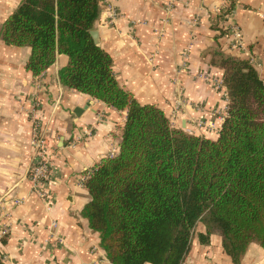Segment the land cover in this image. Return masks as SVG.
Listing matches in <instances>:
<instances>
[{
  "label": "crops",
  "instance_id": "1",
  "mask_svg": "<svg viewBox=\"0 0 264 264\" xmlns=\"http://www.w3.org/2000/svg\"><path fill=\"white\" fill-rule=\"evenodd\" d=\"M20 1L0 0V29ZM167 1L110 0L120 19L109 24L100 0L92 31L120 87L139 104L161 109L172 128L185 132L196 120L217 123L215 117L225 114L216 51L249 60L264 83V0H176L166 10ZM29 53L0 39V231H6L0 234V260L111 264L81 211L89 201L85 176L118 153L126 113L62 86L64 55L33 77L25 67ZM36 103L52 154L49 207L27 180L33 152L28 114ZM218 129L195 135L214 138ZM15 199L22 204H11ZM204 233L198 223L184 264H233L221 236L212 233L201 243L197 234ZM240 264H264V249L250 244Z\"/></svg>",
  "mask_w": 264,
  "mask_h": 264
},
{
  "label": "trees",
  "instance_id": "2",
  "mask_svg": "<svg viewBox=\"0 0 264 264\" xmlns=\"http://www.w3.org/2000/svg\"><path fill=\"white\" fill-rule=\"evenodd\" d=\"M99 14L100 0H21L0 39L30 49L25 67L33 77L66 56L62 86L126 113L118 153L84 182L81 216L106 259L183 264L198 223L199 241L218 233L233 264L252 243L264 249V83L254 66L215 52L227 97L223 122L214 138L187 134L120 87L91 36Z\"/></svg>",
  "mask_w": 264,
  "mask_h": 264
},
{
  "label": "built area",
  "instance_id": "3",
  "mask_svg": "<svg viewBox=\"0 0 264 264\" xmlns=\"http://www.w3.org/2000/svg\"><path fill=\"white\" fill-rule=\"evenodd\" d=\"M103 4H105L104 10L106 11V19L109 24L117 23L120 19V15L115 10L114 6L110 4V0H101ZM176 0H168L165 6L166 10H170ZM217 87L222 86V80L220 83L216 84ZM223 87V86H222ZM224 88V87H223ZM226 97V91H225ZM227 102V97H226ZM37 105L31 108V111L28 114V122L30 123V146L32 149V163L28 168L27 172V180L30 183L31 193L34 194L42 203L46 206H50V194L48 190V185L51 179V159L52 154L49 150V146L47 144V139L45 135V128L43 127V123L41 118L38 116ZM224 115H218L215 117L216 122H206L204 120H196L194 123V128L186 129L185 133L195 135L197 132L202 129L207 130H216L218 129V123L223 122ZM171 121L173 120V116L170 115ZM170 122V121H169ZM220 129V128H219ZM218 129V131H219ZM88 177L85 176V179ZM22 200H12L11 204L15 206H19L22 204ZM5 230L0 231L1 236L5 234ZM184 264V263H183Z\"/></svg>",
  "mask_w": 264,
  "mask_h": 264
},
{
  "label": "water",
  "instance_id": "4",
  "mask_svg": "<svg viewBox=\"0 0 264 264\" xmlns=\"http://www.w3.org/2000/svg\"><path fill=\"white\" fill-rule=\"evenodd\" d=\"M91 36H92L94 42L97 44L98 43V35H97V33L92 31L91 32Z\"/></svg>",
  "mask_w": 264,
  "mask_h": 264
},
{
  "label": "rangeland",
  "instance_id": "5",
  "mask_svg": "<svg viewBox=\"0 0 264 264\" xmlns=\"http://www.w3.org/2000/svg\"><path fill=\"white\" fill-rule=\"evenodd\" d=\"M36 105L38 106V103H36ZM37 109H38V111L40 110L38 107H37ZM40 111H41V110H40ZM40 111H39V112H40ZM39 112H38V116H39Z\"/></svg>",
  "mask_w": 264,
  "mask_h": 264
}]
</instances>
